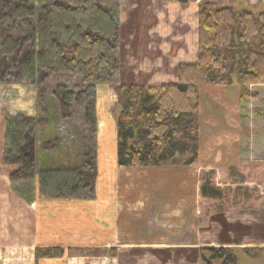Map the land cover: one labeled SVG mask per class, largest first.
<instances>
[{"label": "rangeland", "instance_id": "374dc122", "mask_svg": "<svg viewBox=\"0 0 264 264\" xmlns=\"http://www.w3.org/2000/svg\"><path fill=\"white\" fill-rule=\"evenodd\" d=\"M198 1H194L197 12ZM208 1L254 13L264 11V0ZM170 4L174 5L163 0H118V72L110 82L93 80L85 85L95 114L96 123L92 126L78 117V108H75V117L64 118L53 94L57 82L73 90L84 88L79 81L82 76L58 74L44 80L37 70V51L43 44L40 20L47 2L13 0L7 6L5 11L13 19L11 22L3 19L8 25L0 20V236L3 239L26 236L29 241L20 245L0 244V247L18 246L23 264H115L112 258L118 248L117 243L111 242L118 238L119 231H122V239L118 238L122 240L120 264H201L202 257H209L206 249L210 247L231 250L236 264H264V251L253 257L255 249H264V207L210 208L207 215H200L195 178H188L179 188L174 182L183 165L125 169L114 162L117 86L142 85L149 81L151 68L160 61L161 55L166 57L168 51L173 55L185 41L188 23L176 5L180 3ZM28 22L33 27V49L29 41L22 44ZM8 34L14 45L9 42ZM19 45L21 49L15 50ZM29 50H32L31 70L25 64ZM11 57L14 59L9 62ZM137 78L140 82L132 81ZM226 87L232 88L229 94L235 99L238 85ZM246 88L250 95L239 99L238 106L236 99L229 101L233 106L224 107L228 110L230 126L236 127L237 118L245 126L239 138L243 146L236 142L239 139L236 140L235 130L232 148L223 150L226 157L217 156L216 164H264V153L257 147L249 149V143L258 140L257 132L264 131V84ZM215 129L220 131L222 125ZM205 133L209 136L212 132L208 128ZM25 137L32 142V176L29 172L19 174L25 164L8 161L18 152L13 140L22 142ZM46 170H55L56 177L63 179L70 178L71 173L76 175L73 171L77 170L82 176L78 193L73 192L70 197L49 194L43 184ZM76 194L84 198H77ZM182 199L186 201L182 205L185 208L183 213L175 214L174 227L155 226L144 220L147 219L144 213L151 214L153 206L158 209L156 216L165 219L170 207L180 204ZM130 208L136 213L131 215ZM53 247L62 249L63 256L42 262L33 259L36 248ZM70 248L94 249L93 254L100 249L115 248V255L69 256ZM130 252L136 253L134 259H128Z\"/></svg>", "mask_w": 264, "mask_h": 264}, {"label": "trees", "instance_id": "16d2710c", "mask_svg": "<svg viewBox=\"0 0 264 264\" xmlns=\"http://www.w3.org/2000/svg\"><path fill=\"white\" fill-rule=\"evenodd\" d=\"M12 1L0 0V20L4 25L9 23L3 22V19L8 18L9 22L13 19L5 11ZM45 1L48 6L40 20L43 44L37 51V70L44 80L58 74L82 76L79 81L84 88L73 90L57 82L53 94L58 99L64 118L75 117V108H78V117L92 126L96 123L95 114L85 85L93 80L110 82L118 72V0ZM163 1L185 4L198 0ZM197 17V60L178 65L176 82L117 86L115 126L118 167L157 168L162 165L197 164L200 87L235 83L241 100L250 95L247 86L264 84V11L254 13L198 1ZM32 29V24L28 22L22 44L29 41L33 49ZM8 37L12 43L10 34ZM21 45L15 50H20ZM31 53L32 50H29L25 60L29 70L33 67L29 58ZM13 57L9 62L13 61ZM26 139L22 142L16 138L13 140L18 152L8 161L25 164L19 174L29 172L32 176V142ZM55 172L44 171L46 178L43 184L49 194L70 197L73 192L78 193V181L82 176L77 170L73 171L76 175L71 173V177L66 179L56 177ZM196 186L200 215H207L210 208H262L264 164H198ZM76 196L84 198V195ZM93 251L70 248L67 252L69 256L115 255V248L100 249L94 254L91 253ZM206 251L209 257H202L201 264H213L218 260L220 264H236L234 253L227 248L210 247ZM255 251L253 257L264 249ZM34 256L36 260L59 258L63 256V250L57 247L36 248Z\"/></svg>", "mask_w": 264, "mask_h": 264}, {"label": "crops", "instance_id": "0c3cea01", "mask_svg": "<svg viewBox=\"0 0 264 264\" xmlns=\"http://www.w3.org/2000/svg\"><path fill=\"white\" fill-rule=\"evenodd\" d=\"M169 5H174V4L169 3ZM176 5L180 6L179 12L181 16L183 17L184 21L188 23L186 24V27L188 28V30H185V41H182L180 45V49L176 50V52L173 55H171V51H168V55L167 56L165 55L166 57L161 55L160 61L155 63L154 66L151 68L152 74H151L150 80L143 82L142 85H155V84L176 82L178 79V65L181 63H194L197 60V2L187 3V4H176ZM166 52L167 51H165V53ZM132 81L140 82L138 78ZM231 89L232 88L229 89V87H226V86L204 85L200 87L199 99H198L199 115H200V125H199L200 127L199 128L200 129L199 139L200 140H199L197 164L184 166L182 167L183 169L179 168L180 171L178 172H181L180 174L182 176H180L179 174V176H177V178L174 179V182L176 181L177 188L184 186L188 178H192V179L195 178V182H196L198 164H210V163L216 164L215 162L217 161L215 160L218 159L217 156L218 157L220 156L221 159H224V157H226V153L223 154V150L225 152V150L227 151L232 148L233 146L232 144L234 143L233 133L235 132V130L238 134V137H236V140L240 138V135H241L240 130L244 129L245 127L242 124V120L240 118H237L238 121H236L235 123L236 127L230 126L229 125L230 121L227 120L228 110L226 111V109L224 108L228 104L230 106L234 105V104L231 105V102H229L230 100L237 99L236 106L239 105L238 90L236 88V91L234 92V94H236L235 99H234L233 97L230 96L231 93L229 94V90ZM207 99H209L210 102H207ZM219 110H220V113H218ZM222 111H225V112H222ZM216 113H217V118L215 117ZM218 125H222V129L220 131L218 129H215V127ZM261 125H262V122H261ZM208 128L212 132L209 136H207V133H205V130ZM257 133H258L257 134L258 140L253 141V143L250 142L249 149H251L252 147L255 149L257 147L258 150L264 153V131L260 130ZM236 142L243 146V143L242 141H240V139L239 141L237 140ZM219 150L222 151L221 155L219 153ZM114 162L116 163V151H114ZM218 163H222V162H218ZM125 169H129V168H125ZM180 202H181L180 204L170 207L168 212H166L165 219H160L159 217L156 216L155 213L158 212V209H157V206H153L152 210H150L151 214L150 212H148L149 213L148 214L147 211L146 213H144V215L147 217V219H144V220L146 221V223L150 222L149 224L151 225L155 224V226H161V227L164 226V228L174 227L173 222L177 221L175 214H178L179 212L183 213V210L185 208L184 206H182L186 202L185 199H182ZM137 211L138 213L140 211L138 207H137ZM129 212L131 213V215L133 213L134 214L136 213V211H134L133 208H130ZM136 222H139V221L136 220ZM104 226H106V224H104ZM119 227H122V226L119 225ZM116 237L122 239V231H119ZM3 238L5 237L0 236V244L11 243L12 245L14 244L20 245V244L27 243L26 241H29V238H27L26 236L25 237L16 236V235H13L10 237L8 236L7 237L8 241H5L7 240V238L6 239H3ZM118 238H115L114 241L111 242V243H114V242L117 243V247L116 246L115 247L118 248L116 256L112 258L115 264H120L118 260L122 259V250L120 246V244L122 243V240ZM148 243L145 242V244H148ZM130 253L131 254H128L130 255L128 259L129 258L134 259L133 257L135 256L136 253L135 252L134 254L133 252H130ZM34 257L35 256H34V251H33V259H35ZM22 259L23 257L21 255V251L19 250L18 246H14L13 248L12 247H2V246L0 247V264H23ZM49 259L51 258L38 259V262L46 261ZM53 259H59V258H53ZM105 259L107 260V258Z\"/></svg>", "mask_w": 264, "mask_h": 264}]
</instances>
